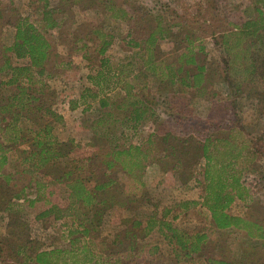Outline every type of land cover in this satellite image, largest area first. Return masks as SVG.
I'll use <instances>...</instances> for the list:
<instances>
[{
	"label": "trees",
	"instance_id": "16d2710c",
	"mask_svg": "<svg viewBox=\"0 0 264 264\" xmlns=\"http://www.w3.org/2000/svg\"><path fill=\"white\" fill-rule=\"evenodd\" d=\"M262 2V7L254 8L255 14L252 17L228 21V27L216 35L211 34L222 55L218 64L220 69L215 68L218 77L236 91L244 82L255 77L264 81V71L261 70L264 57L260 60L256 58L257 52L264 51V0ZM75 4L82 9L99 7L110 18L131 24V30L127 32V44L136 48L135 53L144 68L158 80L168 81L180 88V91L192 89L198 94L203 93L210 84V79L206 76L207 68L197 62L194 50L197 46L202 51L203 46L200 43L195 45L194 42L202 39L207 32L201 29L199 35L194 34L195 22L186 23L183 19L176 21L172 23L176 30L172 31L163 24L158 14L150 13L146 5L134 0H58L52 7L47 8L44 4L41 11L44 26L53 28L61 25L60 21L65 19V8ZM13 13L16 14L12 10V0H0V33L4 24L14 28L8 45L0 39V73H8L1 77L0 87H11L4 97L0 96V179L7 187L15 186L22 179L18 189L9 193L10 197L20 202L18 206L25 204L27 207H34L40 203L36 219L48 216L62 219L73 216L76 211H80L81 216L92 214L94 217L103 215L106 209L112 207L130 209L137 194L145 186L141 175L150 159L148 149L142 148L141 144L98 143L96 137L103 133L96 126L102 124L105 133L109 134L111 125L108 123L115 121L112 109L110 110L113 106L125 113L124 125L135 133L138 123L154 113V107L150 104L154 97L146 100L144 94H139L135 88L136 74H125L123 70L112 66L105 55L113 40L112 33L95 25L93 19L86 18L91 38L86 33L85 36L88 37L79 36L78 39L82 41L80 48L84 51L89 49L84 39L92 41L94 56L91 58L98 61L95 73L87 76L96 87L91 97L98 98V109H109L102 112L105 117L96 119L94 125L87 127L94 131L95 139L91 143L81 146L72 139L58 141L52 128L53 122L61 120V117L44 100V78L50 75V68L46 67L50 43L27 16L16 14L13 19L9 18ZM145 30H148L147 33ZM166 35L171 36L173 43L169 51L161 53L163 58H157L153 53L155 42ZM10 53L15 58L26 59V62L11 63ZM140 82V89L144 90V77ZM115 86L123 92L117 99L116 96L112 98L106 95V91ZM74 102L70 104V108H75ZM88 108L86 106L84 110ZM167 108L173 121L189 123L190 118L183 110L174 105H168ZM211 122H202L201 126L193 124L190 130L179 132L182 141L193 142L198 146L195 159L203 160L200 201L191 203L199 204L207 210L212 228H234L246 240L264 242V215L247 217L228 211L236 198L245 200L248 197L247 187L240 181V177L256 158L258 149L255 142L237 122L230 124L225 134L216 131L218 124ZM154 137L152 132L149 133L146 143L151 145ZM171 138L169 131H165L160 137L163 141ZM175 148L170 144L169 147L163 146L162 150L169 149V153H173ZM9 154H16L19 160L20 168L15 173H9L5 169ZM59 159H63L64 163L59 165ZM180 164L176 160L171 171ZM191 165L192 162L187 167L184 165V169L188 172ZM121 178L122 185L119 184ZM7 202L6 208L11 210L14 202ZM168 211L164 209L161 217L148 222L147 227H142L139 219L129 221L130 231H124L127 259L140 260L144 245H137L138 237L145 236L155 224L157 232L170 246L176 258H188L203 249L207 235L201 231L188 233L174 226L172 219L176 218L180 210L172 219H164ZM89 229L85 219L78 220L68 230V236H71L69 249L37 250L31 260L35 264H85L80 262L78 253L83 255L85 261L87 253L96 250L94 255L97 258L92 264H120V257L110 261L113 253L107 252L104 241L94 244L93 240L86 239ZM115 238L113 241H118ZM155 250L156 246H152L147 253L152 254ZM222 252L218 256L206 255L199 264H264L262 246H247L238 257L230 255L226 250Z\"/></svg>",
	"mask_w": 264,
	"mask_h": 264
},
{
	"label": "rangeland",
	"instance_id": "374dc122",
	"mask_svg": "<svg viewBox=\"0 0 264 264\" xmlns=\"http://www.w3.org/2000/svg\"><path fill=\"white\" fill-rule=\"evenodd\" d=\"M134 1L146 5L150 13L158 14L163 24L170 27L172 31L176 30L172 23L183 19L186 23L189 21L196 23L193 27L194 34L199 35L201 29L207 32L205 35L202 34L204 35L202 39L194 42L195 45L200 43L203 46L202 51L197 46L194 48L197 53L196 60L199 64L205 65L206 76L210 79V84L203 93L198 94L192 89L180 91V88L178 89L174 84L154 77L138 59L135 53L136 48L127 44V32L131 30V24L110 18L99 7L82 9L76 4L70 8L66 7L64 21L61 20V25L52 28L44 26L41 11L44 4L47 8L52 7L58 0H12L13 12L22 17L27 16L33 21L50 43L49 57L46 61V67L50 68V75L44 78V100L47 105L51 104L54 111L61 117V120L53 122L52 128V133L58 141L65 142L72 139L81 146L91 143L92 139H95L94 131L87 127L90 124L94 125L96 119L104 116L102 112L109 109V107L103 110L98 109V98L91 97L96 87L87 76L95 73L98 61L91 58L94 56L92 41L84 39L89 48L84 51L80 48L82 41L78 39L79 36L88 37L85 36L86 33H89L91 38L90 26L86 24V18L93 19L95 25L112 33L113 40L105 55L108 56L113 67L123 70L125 74L129 72L131 75H137L135 88L139 94L145 95L146 100L154 97L150 103L154 107V113L141 120L133 133L132 129L124 125L125 113L112 106L110 110L112 109L115 121L108 123L111 125L109 134L105 133V128L101 127L102 124L96 126V128L99 127L98 131L103 133L96 137L98 143L141 144L142 148L148 149L150 159L141 175L145 186L137 194L130 209L121 210L112 207L106 209L103 215L94 217L92 214L84 217L80 215V211H76L73 216L62 219H53L52 216L36 219L35 214L40 203L34 207H27L25 204L18 206L20 202L9 195L18 189L22 179L15 186L8 187L0 179V264H35L31 259L37 250L69 249L70 225H75L78 220L83 219L90 228L86 239L93 240L94 244L100 240L104 241L107 252L113 253L110 261L120 257V264H199L206 255L218 256L223 253V250L238 257L247 246L256 248L262 246L261 255L264 256V242L246 240L244 235L234 228L222 230L212 228L207 210L199 204L191 203V201H200L203 160L195 159L198 146L196 147L193 142L182 141L179 135V132L190 130L193 124L201 126L202 122L206 121L218 124L215 130L223 134L233 122L240 124L255 142L258 153L240 177V181L247 187L248 197L245 200L236 198L228 211L247 217L264 215V81L255 77L249 82H244L238 91L221 81L215 70V68L220 69L218 64L222 56L221 50L214 44L211 35H216L228 27V21L252 17L255 14L254 8L262 7L263 0L259 2L256 0ZM16 14L13 13L9 18L13 19ZM54 16L57 18L56 15ZM145 31L147 33L148 30ZM13 32L12 25L4 24L0 33L1 42L8 45ZM172 43L171 36L158 38L154 45V55L157 58H163L161 53L169 51ZM257 54L256 58L259 60L264 57V51ZM9 56L13 64L26 62V59L15 58L12 53ZM261 68L264 71V60ZM7 74V71L0 73V79ZM143 77L146 85L144 90H141L139 85H142L140 81ZM10 89L11 87L1 86L0 96L4 97ZM122 94L118 86L106 91L108 97L116 96L115 99ZM73 102L75 108H70ZM168 105L169 107L174 105L183 110L190 118L189 123L173 121L169 117ZM86 106L89 108L84 110ZM165 131L171 133V140L160 139ZM151 132L155 137L154 142L149 145L146 143V138ZM170 144L176 147L173 153H169V149L162 150L163 146L169 147ZM176 160L181 164L171 171ZM191 162L192 165L187 172L184 168ZM63 163V159L58 160L59 165ZM19 168L16 154H9L5 165L7 172L15 173ZM14 176L17 175L14 174ZM121 183H123L122 178L119 180L120 185ZM8 200L14 202L11 210L6 208ZM164 209L169 210L164 219H172L178 209L180 210L176 218L172 219L174 226L188 233L201 231L207 235L203 249L188 258H176L170 246L157 232L155 222L145 236L138 237L137 245H144L142 253L139 252L140 260L127 259L125 256L128 250L125 248L127 244L124 231L129 229V221L139 219L142 221V227H147L148 222L161 217ZM114 238L118 241H113ZM20 246H23L22 249ZM152 246H156V250L148 254L147 250ZM95 251L87 253L85 261H83V255L78 253L80 262L92 264V261L97 258L94 255Z\"/></svg>",
	"mask_w": 264,
	"mask_h": 264
}]
</instances>
